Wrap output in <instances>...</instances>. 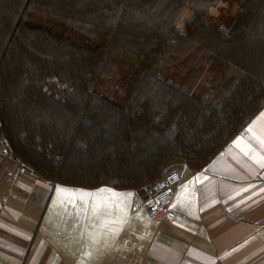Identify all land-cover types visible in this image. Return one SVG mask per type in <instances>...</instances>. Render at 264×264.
Instances as JSON below:
<instances>
[{
	"label": "trees",
	"instance_id": "trees-1",
	"mask_svg": "<svg viewBox=\"0 0 264 264\" xmlns=\"http://www.w3.org/2000/svg\"><path fill=\"white\" fill-rule=\"evenodd\" d=\"M263 109L264 0H0V146L44 182L201 171Z\"/></svg>",
	"mask_w": 264,
	"mask_h": 264
},
{
	"label": "crops",
	"instance_id": "crops-1",
	"mask_svg": "<svg viewBox=\"0 0 264 264\" xmlns=\"http://www.w3.org/2000/svg\"><path fill=\"white\" fill-rule=\"evenodd\" d=\"M259 116L253 121L264 132ZM233 142L201 171L170 168L177 217L160 222L135 201L130 226L107 247L93 249L92 264H264V168ZM53 186L0 146V264H77L86 241L66 239L71 220L44 216Z\"/></svg>",
	"mask_w": 264,
	"mask_h": 264
},
{
	"label": "snow or ice",
	"instance_id": "snow-or-ice-1",
	"mask_svg": "<svg viewBox=\"0 0 264 264\" xmlns=\"http://www.w3.org/2000/svg\"><path fill=\"white\" fill-rule=\"evenodd\" d=\"M257 120H264V112L260 113ZM256 123V121L250 123L245 133L233 142V146L239 148L260 168H264V154L253 146L255 142L264 149V132L257 131ZM55 192L59 197L55 203L57 214L71 220L70 231L73 234L66 239L82 238L86 241L77 264H92L93 249L98 251L102 247H107L130 226L129 209L133 206V199L138 195L132 191L117 192L107 187L86 190L56 186ZM148 203L151 204L152 201L149 200ZM136 218L141 222L145 220L139 213ZM147 220L151 222V218Z\"/></svg>",
	"mask_w": 264,
	"mask_h": 264
},
{
	"label": "built area",
	"instance_id": "built-area-1",
	"mask_svg": "<svg viewBox=\"0 0 264 264\" xmlns=\"http://www.w3.org/2000/svg\"><path fill=\"white\" fill-rule=\"evenodd\" d=\"M176 177L165 178L155 184L145 185L134 192L137 193V204L152 218L163 222L177 217L173 205L176 198ZM152 203L149 204L148 201ZM159 201V202H157Z\"/></svg>",
	"mask_w": 264,
	"mask_h": 264
},
{
	"label": "rangeland",
	"instance_id": "rangeland-1",
	"mask_svg": "<svg viewBox=\"0 0 264 264\" xmlns=\"http://www.w3.org/2000/svg\"><path fill=\"white\" fill-rule=\"evenodd\" d=\"M239 10V7L238 6H233V7H230L229 8V5L227 3H221L219 4L218 6L214 7L212 9V14L214 16V22L215 23H218L221 25L222 28H224V24L220 22V19L223 17V16H226L227 13H230L232 15H235ZM194 17V12L192 11H188L183 20H182V23L180 25V28L183 29L185 23L188 21V20H191L192 18ZM3 147H4V144H1ZM11 166V165H10ZM13 169H15L13 166H11ZM56 188V186H61L63 188H72V189H86V190H96V189H88V188H81V187H74V186H67V185H62V184H53ZM55 188H52L51 190V197L47 196L45 199H46V206H48V209L45 210V214L44 216L46 218H49L50 216H54V215H57V209L55 207V203L58 201L59 197L57 196L56 192H55ZM105 188V187H103ZM97 189H100V188H97ZM126 192H129V191H126ZM133 192V191H132ZM136 201V198L133 199V203H135ZM137 204V202H136Z\"/></svg>",
	"mask_w": 264,
	"mask_h": 264
},
{
	"label": "water",
	"instance_id": "water-1",
	"mask_svg": "<svg viewBox=\"0 0 264 264\" xmlns=\"http://www.w3.org/2000/svg\"><path fill=\"white\" fill-rule=\"evenodd\" d=\"M0 140H1V141H5V142H6V140H5L4 138H1V137H0ZM6 143H7V142H6Z\"/></svg>",
	"mask_w": 264,
	"mask_h": 264
}]
</instances>
